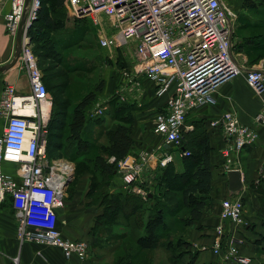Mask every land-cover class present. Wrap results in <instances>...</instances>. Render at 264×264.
<instances>
[{
	"label": "built area",
	"instance_id": "obj_1",
	"mask_svg": "<svg viewBox=\"0 0 264 264\" xmlns=\"http://www.w3.org/2000/svg\"><path fill=\"white\" fill-rule=\"evenodd\" d=\"M9 3L4 26L12 38L26 13L18 61L26 69L30 90L18 93L7 82L1 91L0 119L4 127L0 136V199L10 196L20 242L57 246L66 258L86 259L89 242L66 238L57 227V210L64 205L70 162H52L46 153L52 98L42 81L27 32L36 19L40 0ZM64 6L71 17L89 20L101 47L121 50L131 62L122 70L124 78L115 90L121 100L130 86L140 88V76L153 84L156 97L167 95L164 107L154 117L153 131L168 149H178V157L190 155V150L182 147L185 134L192 131L186 124L188 114L213 104L218 89L244 72L247 85L263 98L251 124L241 123L229 111L209 122L210 127L220 129L226 141L219 149L223 172L240 171L242 150L255 143L257 127L264 126V70L245 68V63L236 59L232 42L236 12L226 0H64ZM105 110L107 103L96 99L87 116L98 117ZM153 158L157 165L164 166L177 157L161 145L152 151L142 149L136 156L126 155L117 162L122 187L145 198L147 192L136 183ZM4 162L16 165L15 175L3 170ZM243 209L239 196L221 200L211 250L226 261L252 264L250 257L239 252L237 238H224L229 225L242 221Z\"/></svg>",
	"mask_w": 264,
	"mask_h": 264
},
{
	"label": "crops",
	"instance_id": "obj_2",
	"mask_svg": "<svg viewBox=\"0 0 264 264\" xmlns=\"http://www.w3.org/2000/svg\"><path fill=\"white\" fill-rule=\"evenodd\" d=\"M244 0H229V5L237 13L240 10L242 14L250 13L247 7L241 8L238 2ZM247 1V0H246ZM255 1V0H250ZM264 1V0H263ZM246 6V5H244ZM9 0L0 2V65L8 63L14 53L15 38H12L5 31L4 14L9 10ZM235 8V9H234ZM254 11V10H253ZM74 18V17H71ZM66 17L64 23H66ZM82 27L81 34L84 36L90 29L95 31L89 23L88 19L79 20ZM80 29V28H79ZM81 30V29H80ZM53 37L62 41L69 38L68 35H59L52 32ZM85 38V37H84ZM106 49V48H105ZM108 51L117 52V50L107 49ZM236 59L245 63V68H261L264 70V63L247 64V55L244 53L235 54ZM127 64L131 63L128 58L124 57ZM103 60V59H102ZM73 65L81 64L80 62L71 63ZM120 82L117 79L112 81L110 92L106 89L107 96L115 93L116 88L122 82V71L119 73ZM120 77H123L122 79ZM116 78V77H115ZM141 85L140 88H128L124 95L126 103L133 106L131 112L134 118L132 137L135 143L129 154L135 155L142 149L150 151L162 146L164 150L168 146L162 143L160 135L154 133V117L160 111L166 102L167 95L156 97L154 94V86L145 77H138ZM11 83L14 85L18 93L26 94L29 92V80L26 69L20 61L15 65L0 71V95L4 84ZM109 82V79H107ZM115 87V88H114ZM110 93V94H109ZM119 96V95H118ZM119 100L121 98L119 97ZM215 102L213 104L203 105L190 112L186 119V124L192 126L190 130L198 133L204 129V133L208 138L210 146L213 148L211 152L212 162V191L211 197L213 203L216 204L215 209H209L201 220L195 222L186 233V240L190 243V251L183 253L182 261L188 262L193 256L191 264H237L226 261L223 256L215 254L211 250V246L215 240L214 227L219 222L218 208L221 200L228 196H239L244 200V209L242 221L240 223H232L229 225L224 238L235 237L239 240V250L241 254L252 259L253 264H264V227H262L260 202L259 198L264 192V126L257 127L258 137L253 145L244 148L241 152V178L242 188L237 192H231L228 189L227 176L217 164L221 162L219 149L225 145V140L219 128H212L209 122L229 111L234 113L238 120L246 125H250L252 118L261 109L263 98L257 97L245 80V73L237 75L230 81L223 84L215 94ZM4 121L0 119V136L3 132ZM192 133V134H193ZM192 135L185 139V143L191 142ZM186 138V137H185ZM169 150V149H168ZM178 158V156L176 155ZM175 158L174 162H176ZM178 164H176L177 166ZM3 170L10 174H16V165L10 162L2 164ZM157 165V159H150L147 168L141 173L137 186L153 185L154 173ZM179 167V165H178ZM180 168V167H179ZM177 169V168H176ZM178 170V169H177ZM110 192L121 191L122 181L120 174H116L108 185ZM136 193V192H135ZM75 193V197L70 202H65L62 208L57 210L58 224L61 233L66 238H83L89 242V252L86 259H78L75 257L66 258L62 251L56 247L37 244L34 242H20L16 237V220H14L13 209L9 195H4L0 199V264H98L94 263V259H98V253L94 256L91 252L92 248L104 250L106 253L115 254V251L109 250L107 236L103 234L101 243L96 247L90 245L92 236L90 229L94 225V218L102 212L101 205H91L90 199L86 195ZM140 195L139 193H136ZM80 197V199H79ZM143 197V196H142ZM79 200V201H78ZM74 209L79 211V230L72 231V225L78 222L74 217ZM77 219V220H76ZM69 226V227H67ZM115 231V228L113 229ZM117 230V229H116ZM162 251V250H159ZM163 252V251H162ZM263 252V253H262ZM165 255L168 257L167 252ZM166 257V261H168ZM100 258H103L102 256Z\"/></svg>",
	"mask_w": 264,
	"mask_h": 264
},
{
	"label": "trees",
	"instance_id": "obj_3",
	"mask_svg": "<svg viewBox=\"0 0 264 264\" xmlns=\"http://www.w3.org/2000/svg\"><path fill=\"white\" fill-rule=\"evenodd\" d=\"M257 3H260L262 8L264 7L263 0L251 1L248 7L256 10L258 8ZM64 9V0H40V8L36 19L27 30L31 40V50L36 58H39L37 52L40 50L45 54V58H52L56 63L64 61L60 53L61 49L76 40L73 35H69V38L61 43L60 40L53 37L52 32L61 31L60 29L65 25L66 14ZM263 18L254 20L251 26L255 28L258 23L263 24ZM246 25L248 24L243 22L237 29L241 31L249 29ZM235 31L232 40H234L233 49L236 53L247 55L249 49L264 50V34L253 35V37H239L237 36L238 31ZM123 64H125V67L128 66L126 62ZM37 66H40L38 59ZM42 81L52 98V111L46 136V153L50 152L53 135L60 137V132L63 129L68 130L69 133L66 141L59 146L61 150L66 151L74 159L90 153V149L96 147L98 137H92V133L88 131L93 130V126L99 123L98 119H101L102 115L90 118L87 116V111L98 96L96 93L101 91L102 81L98 83L95 90L87 93L75 107L71 104H59L57 97L49 90L48 84L50 81H46L43 75ZM110 98L109 106L112 105V119L117 123L105 130V137L109 142L108 147L104 148L103 146L101 149L103 153L91 160L96 168V170H93L94 175L95 173L101 174L96 182L100 187L97 185L96 187L101 190L103 187L107 189L98 195L101 196L98 205L102 206V212L94 218V225L90 229V235L92 236L90 245L93 247L99 245L102 242L101 236L105 234L106 239L108 238L110 251H115L116 248L120 247V242L123 239H131L139 252L152 251L154 253L155 250H162L169 255L171 264H191L195 252L191 253L193 256L190 261H182V254L191 252L190 243L186 240L185 233L195 222L201 220L209 209L213 210L216 207L211 197L213 168L211 152L213 148L208 142L204 129L198 133L196 131L193 133L192 130L185 134V139L192 135V137L190 136L191 142L187 144L184 140L182 145L184 149L190 150L189 156L178 157L176 162H169L164 166L158 165L154 173L153 185L151 187L141 186L147 192L145 198L123 187L121 191L110 192L108 185L110 180L117 174V162L128 155L135 146V140L132 137L134 118L131 110L133 106L119 101L117 95L112 94ZM71 107L73 109H70ZM53 128H56L58 133L51 132ZM86 133L90 134L86 135ZM104 156L108 157L109 160H106ZM177 162L180 165L178 170L176 169ZM221 165L222 158L221 162L217 164L222 170ZM224 174L226 175L225 172ZM176 194L180 195L179 200ZM86 195L90 196L89 193ZM241 200L244 205V200L242 198ZM259 202L262 227H264V192L261 194ZM219 211L220 203L218 214ZM181 212L185 213L181 215ZM177 222L187 225L186 231L181 236L178 235L179 231L174 230ZM57 227L60 230L58 214ZM133 256L135 254H132ZM145 262H142V264H145ZM117 264L135 263L130 259H126L117 262Z\"/></svg>",
	"mask_w": 264,
	"mask_h": 264
},
{
	"label": "rangeland",
	"instance_id": "obj_4",
	"mask_svg": "<svg viewBox=\"0 0 264 264\" xmlns=\"http://www.w3.org/2000/svg\"><path fill=\"white\" fill-rule=\"evenodd\" d=\"M240 1V0H238ZM258 0H255L257 2ZM226 2L229 4V0H226ZM251 3L250 0H244L241 2H238L237 5L241 8L247 7ZM247 6H244L246 5ZM258 8L253 11V9H250V13L242 14L240 10H236V17H233V28L234 31L239 34L237 36L244 37V36H251L253 35H263L264 34V23L259 24L254 28V26H251L254 22V20L261 19L264 17V7L262 8L260 3H257ZM66 9V8H65ZM64 9V13L66 14V23L63 26L61 31H58L56 33L63 36L68 35L72 32L71 35L75 37V41L72 42V44L68 45L67 47H64L61 49V55L64 58V61L61 63L52 60V58H45V54L38 50L39 58V69L42 73V75L45 77L46 81L49 82V90L50 92L57 97V102L62 105L71 104L73 107L89 92L95 90L96 86H98V83L102 81V85L100 86L101 91L97 92L96 99H100L107 103V110L103 113L101 116L102 118L98 119L99 123L93 126L91 132V136L98 137L97 145L93 149H90V153L86 154L85 156H82L80 158H71L70 155L59 148L60 144L62 142L66 141V137L68 136V130H61L60 137L54 136L52 137V144L50 147V152L47 153L48 158L50 160L61 163L62 161H69V168L70 173L69 176L70 180L68 183H66L64 188V203L70 202L75 197V193H80L82 195H86L87 193H92L90 196L86 195L90 199L91 205H98L100 203L101 196H98L102 191L107 189L106 187H103V189H99V185L96 184L98 179L101 177L99 173H93V170H96V168L93 166L92 159L96 157L97 155H100L103 153L101 151L102 147H108L109 142L107 141L105 137V130L107 127L112 126L113 124L117 123L114 119H112L111 109L112 105L109 106L110 101V95L106 93V89L108 88V91L110 92V85H113L112 82L115 79H117V82H120L119 79V73L124 69L125 67V55H123L122 51L117 50V52L108 51L107 49L101 47L97 40V35L95 31L87 32L86 35H82V27H79L80 22L77 20L84 21V19H78V18H71V16L68 14V11ZM235 9V8H234ZM264 19V18H263ZM246 22L248 25H246L249 29L247 30H239L237 29L240 27V24ZM81 30H80V29ZM94 29V28H93ZM83 32V31H82ZM84 33V32H83ZM58 36V35H57ZM85 37V38H84ZM233 44H234V40ZM34 48V47H33ZM35 49V48H34ZM126 51V50H125ZM234 55L237 54L235 50L233 49ZM126 58V57H125ZM103 59V60H102ZM247 64H259L264 63V50H257V48L249 49L247 52ZM80 62L81 64H76L71 67V63H77ZM123 65V66H121ZM70 67V68H66ZM116 77V78H115ZM47 78V79H46ZM122 79V77H120ZM107 79H109V82H107ZM51 84V85H50ZM115 88V87H114ZM126 94V93H125ZM95 99V100H96ZM119 100V99H118ZM121 102H125L122 100H119ZM126 103V102H125ZM71 107L70 109H73ZM51 132L58 133V130L56 128H53ZM90 133H86L88 135ZM57 145V146H56ZM168 153H171L173 155H177L178 149H169L166 150ZM106 160L108 157L104 156ZM109 160V159H108ZM178 164V162H177ZM179 165V164H178ZM176 166L177 169L180 167ZM154 181V178L153 180ZM99 186V187H96ZM106 186V185H105ZM79 194V195H80ZM177 199H180V195L176 194ZM80 199V197H79ZM177 200V201H178ZM79 201V200H78ZM211 206V205H210ZM185 213V212H184ZM181 212L180 214H184ZM74 217L78 219V222L76 224H73L71 227L72 231H78L79 230V211L74 209ZM76 219V220H77ZM69 227V226H67ZM187 225L186 224H179L177 222L174 226L175 231H179L178 235H183L186 231ZM186 235V233H185ZM124 243V245H123ZM120 247L115 249V254L106 253L104 250H99L96 248H92L91 252L96 255L98 253V259H94V263L98 264H117V262H120L121 260H128L130 259L135 264H142V262L146 261L145 264H171L169 261V257L165 255L164 252L155 250L154 253L152 251H142L139 252L138 248L134 244V242L131 239H123L120 242ZM89 252V248H88ZM132 254H135V256L132 257ZM103 258H100V257ZM166 257L169 262L166 261ZM87 258V257H86ZM253 264V262H252Z\"/></svg>",
	"mask_w": 264,
	"mask_h": 264
},
{
	"label": "water",
	"instance_id": "obj_5",
	"mask_svg": "<svg viewBox=\"0 0 264 264\" xmlns=\"http://www.w3.org/2000/svg\"><path fill=\"white\" fill-rule=\"evenodd\" d=\"M28 1L29 0H26V4L28 3ZM25 19H26V13L24 12L22 15L21 21L19 23L17 34L15 36V47H14L13 56L8 63L4 65H0V71H4L7 68L12 67L13 65L17 63L19 59V56L21 54L20 51H21L22 41H23V37L25 33L24 31ZM28 43H30V39H28ZM226 176H227V181H228V189L231 192H237L242 188L241 171L233 169L231 171H227ZM69 180H70V177H67L65 181V185L66 183L69 182Z\"/></svg>",
	"mask_w": 264,
	"mask_h": 264
},
{
	"label": "bare ground",
	"instance_id": "obj_6",
	"mask_svg": "<svg viewBox=\"0 0 264 264\" xmlns=\"http://www.w3.org/2000/svg\"><path fill=\"white\" fill-rule=\"evenodd\" d=\"M251 89V88H250ZM252 90V89H251ZM255 94V93H254Z\"/></svg>",
	"mask_w": 264,
	"mask_h": 264
}]
</instances>
